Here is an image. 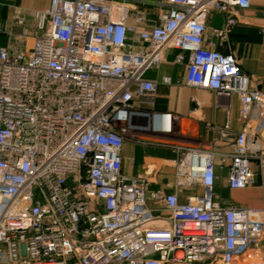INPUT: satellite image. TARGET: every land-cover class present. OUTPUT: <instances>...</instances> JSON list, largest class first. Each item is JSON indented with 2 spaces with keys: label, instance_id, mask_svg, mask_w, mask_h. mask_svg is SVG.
I'll use <instances>...</instances> for the list:
<instances>
[{
  "label": "built area",
  "instance_id": "2783aa9c",
  "mask_svg": "<svg viewBox=\"0 0 264 264\" xmlns=\"http://www.w3.org/2000/svg\"><path fill=\"white\" fill-rule=\"evenodd\" d=\"M127 1L50 0L34 13L28 49L0 45V264H236L263 233L264 209L221 205L213 191L216 158L230 188L255 183L252 160L264 181V148L248 123L253 110L264 115V91L212 39L225 43L235 8L250 0H154L157 18L139 31L125 22ZM213 12L223 27L206 24ZM167 48L186 59L187 85L238 96L243 125L216 128L233 137L225 152L177 144L172 191L149 192L148 176L123 173L121 150L177 135L172 113L151 107L156 85L144 76Z\"/></svg>",
  "mask_w": 264,
  "mask_h": 264
},
{
  "label": "crops",
  "instance_id": "0c3cea01",
  "mask_svg": "<svg viewBox=\"0 0 264 264\" xmlns=\"http://www.w3.org/2000/svg\"><path fill=\"white\" fill-rule=\"evenodd\" d=\"M153 1L128 0L126 24L133 26L135 31L150 27L158 12ZM49 4L50 0H0V45L9 42L18 49H28L33 36L39 32L35 26L34 13L45 10ZM137 10L145 12V21L141 24L135 23L133 19ZM235 13L238 19L225 43L219 44L216 36H212V39L220 50L236 56L242 72L250 78V87L264 91V0H250L249 7L235 8ZM21 16L24 17L22 24L17 22ZM206 24L221 28L226 24V18L222 13L213 12L206 17ZM176 54L177 50L167 48L163 62L144 73L156 85L151 107L157 111L172 113L176 137L165 141L125 140L121 150L122 171L126 175H143L139 172V167L154 165L152 172L145 175L150 178L147 186L149 192L172 191V187L167 184L174 180L173 161L178 157L175 147L177 144L210 147L225 152L230 149L233 137H221L216 128L228 125L231 132L235 133L243 125L238 116V96H225L211 89L187 85L183 80L186 59L176 62ZM164 76L169 77L170 82H163ZM248 123L251 130L258 132L264 148V115L253 110ZM250 167L254 172L255 183L243 188H230L228 165L216 158L213 191L221 205L264 209V181L258 173L256 160L250 162ZM200 190L196 191L195 186L182 188L178 190V199L186 201L190 194ZM148 205L155 208L157 213H164L161 202L148 197ZM245 258L264 259V229L257 243L250 246L236 264Z\"/></svg>",
  "mask_w": 264,
  "mask_h": 264
},
{
  "label": "water",
  "instance_id": "95a60500",
  "mask_svg": "<svg viewBox=\"0 0 264 264\" xmlns=\"http://www.w3.org/2000/svg\"><path fill=\"white\" fill-rule=\"evenodd\" d=\"M153 168H154L153 164H150L146 166L145 168L139 167V172L143 175H149L152 172Z\"/></svg>",
  "mask_w": 264,
  "mask_h": 264
},
{
  "label": "rangeland",
  "instance_id": "374dc122",
  "mask_svg": "<svg viewBox=\"0 0 264 264\" xmlns=\"http://www.w3.org/2000/svg\"><path fill=\"white\" fill-rule=\"evenodd\" d=\"M200 188L199 186H195V190L198 191Z\"/></svg>",
  "mask_w": 264,
  "mask_h": 264
}]
</instances>
